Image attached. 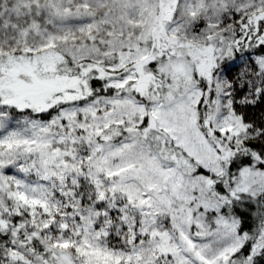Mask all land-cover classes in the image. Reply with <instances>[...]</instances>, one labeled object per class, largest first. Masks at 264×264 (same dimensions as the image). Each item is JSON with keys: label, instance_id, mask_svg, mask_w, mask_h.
<instances>
[{"label": "snow or ice", "instance_id": "snow-or-ice-1", "mask_svg": "<svg viewBox=\"0 0 264 264\" xmlns=\"http://www.w3.org/2000/svg\"><path fill=\"white\" fill-rule=\"evenodd\" d=\"M0 264H264V0H0Z\"/></svg>", "mask_w": 264, "mask_h": 264}]
</instances>
